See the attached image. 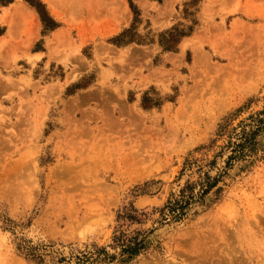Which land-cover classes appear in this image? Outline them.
<instances>
[{
	"label": "rangeland",
	"instance_id": "1",
	"mask_svg": "<svg viewBox=\"0 0 264 264\" xmlns=\"http://www.w3.org/2000/svg\"><path fill=\"white\" fill-rule=\"evenodd\" d=\"M39 1L0 0V264H264V0Z\"/></svg>",
	"mask_w": 264,
	"mask_h": 264
},
{
	"label": "bare ground",
	"instance_id": "2",
	"mask_svg": "<svg viewBox=\"0 0 264 264\" xmlns=\"http://www.w3.org/2000/svg\"><path fill=\"white\" fill-rule=\"evenodd\" d=\"M46 1H48V0H46ZM26 10H27V9H26ZM25 12H26V11H25ZM25 12H24V13H25ZM52 13H53L54 15H56V16L59 17V13H58L57 11L54 10ZM233 24H235V23L233 22ZM233 27H234V26H232V28H233ZM233 29H234V28H233ZM190 40H191V39H190ZM193 40H194V39H193ZM196 41H197V43L199 44V42H198L199 40H195V43H196ZM189 42H191V41H189ZM189 42H188V43H189ZM182 43H185V42H182ZM182 43H180V46H181ZM195 43H193V44H195ZM191 44H192V43H191ZM193 44H192V47L194 46ZM198 44H197V45H198ZM186 45H188V44H183V45H182V49H184ZM197 45H195V46H197ZM199 45H200V44H199ZM195 46H194V47H195ZM214 46H215V43H214ZM194 47H193V48H194ZM198 47H201V48H202L201 45L198 46ZM220 47H221V46H220ZM180 48H181V47H180ZM195 49H196V48H195ZM213 49H214V48H213ZM199 50H200V49H199ZM201 50H202V49H201ZM222 50H223V49H222ZM181 51H182V50H181ZM215 52H216V51H215ZM202 53H203V52H202ZM202 53H201V54H199L198 52L195 53V61L199 60V58H202V57H200V56L202 55ZM203 54H204V53H203ZM224 55H225V54H224ZM224 55H223V56H224ZM204 56H206V55L204 54ZM207 57H208V54H207L206 58H207ZM202 59L205 60V58H202ZM202 59H200V60H202ZM208 60H209V59H208ZM205 61L207 62V60H205ZM210 61H211V60H210ZM203 62H204V61H201V62H198V63H199V64L201 63V66H202V64L204 65ZM206 62H205V63H206ZM198 63H197V64L195 63V64L198 66ZM175 64H176V63H175ZM195 64H194V65H195ZM208 64H210V62H209ZM201 66H200V67H201ZM207 66H208V65H207ZM209 66H210V68H211V64H210ZM214 66L217 67V65H214ZM205 67H206V65H205ZM216 67H214V68H216ZM193 68H194V67H193ZM197 68H198V67H196V68H194V69H197ZM212 68H213V65H212ZM214 68H213V69H214ZM216 69H217V68H216ZM218 70H219V69H218ZM220 70H221V68H220ZM196 72H197V71H196ZM218 72H220V71H218ZM66 79H67V77H66ZM75 100H76V99H75ZM74 102H75V101H74ZM76 102H77V100H76ZM40 124H41V123H40ZM84 131H85V130H84ZM92 131H93V129H92ZM82 133H83V132H82ZM73 159H74V161H75V158H74V157H73ZM57 160H58V159H57ZM66 161H67V160H66ZM68 161H69V160H68ZM68 161H67V162H68ZM59 162H60V161H59ZM67 162H66V163H67ZM77 162H79V161H77ZM79 164H80V163H79ZM58 165H59V164H58ZM60 165H61V164H60ZM63 165H65V164L62 163V166H60V168H59L60 171H63V173H65V174H68V173H69V174L71 175V173L77 172V170H76L77 167H78V166H77V165H78L77 163L74 162V163L67 164L66 166H64V168H63ZM57 167H58V166H57ZM59 173H61V172H59ZM53 175H55V173H54ZM59 176H60V175H59ZM35 185H36V184H35ZM94 187H95V186H94ZM248 232H250V231H248ZM260 232H261V231H260ZM222 233L224 234V232H221V234H222ZM225 234H226V233H225ZM259 234H260V233H259ZM263 234H264V231H262L261 234H260V237H261L262 239H264V235H263ZM252 235H253V234H252ZM228 236H229V234H228ZM232 236H233V235H232ZM235 236H237V235L235 234ZM235 236L233 237V238H234L233 241H235ZM215 237L218 238V235L215 236ZM224 237H225V239H226L227 235H225ZM229 237H230V236H229ZM229 237H228L227 240H229ZM212 238H214V236H213ZM230 238H231V237H230ZM220 239H221V238H220ZM225 239H224V240H225ZM249 239H250V238H249ZM188 240H190V239H188ZM188 240H187V241H188ZM207 240H208V239H206V245H205V243H202V244H204V249H205V246L208 245L207 243L210 241V240H209V241H207ZM222 240H223V239H222ZM224 240H223V241H224ZM247 240H248V239H247ZM253 240H254V239H253ZM203 241H204V239H203ZM219 241H220V240H219ZM223 241H222V242H223ZM230 241H231V240H230ZM240 241H241V240H240ZM248 241H249V240H248ZM189 242L192 243L191 240H190ZM195 242H196V241H195ZM211 242H212V239H211ZM217 242H218V241H217ZM228 242H229V241H227V242L225 241V243H228ZM237 242H238V241H236L235 244H237ZM254 242H255V241H254ZM187 243H188V242H187ZM223 243H224V242H223ZM229 243L232 244V242H229ZM233 243H234V242H233ZM241 243H242V242H241ZM262 243H263V242H262ZM210 244H211V243H210ZM213 244H214V245L211 246V250H213V248H214L213 246H216V247L218 248V245H216V242H215V241H214ZM238 244H239V243H238ZM227 245H228V244H227ZM241 245H242V244H241ZM244 245H245V243H244ZM252 245H253V244H252ZM260 245H261V244H260ZM260 245H259V246H260ZM221 246H222V248H224L226 245H224V247H223V245H221ZM231 246H232V245H231ZM259 246H258V247H259ZM216 247H215V248H216ZM229 247H230V245H229ZM232 247H233V246H232ZM234 247H235V245H234ZM244 247H245V246H244ZM246 247H247V246H246ZM248 247H249V246H248ZM260 247H261V246H260ZM235 248H236V247H235ZM235 248H233V249L235 250ZM251 248H252V246H251ZM202 249H203V247H202ZM218 249H220V246H219ZM218 249H217V250H218ZM244 249H245V248H244ZM244 249H243V250H244ZM246 249H248V248H246ZM259 249H260V248H259ZM207 250H208V248H207ZM207 250H206V251H207ZM226 250H228V249H226ZM254 250H255V249H254ZM230 251L233 252L232 249H230ZM245 251H246V250H245ZM209 252H210V249H209ZM215 252H217V251L215 250ZM224 252H225V251H224ZM231 252H230V253H231ZM201 253H202V251H201ZM213 253H214V252H213ZM226 253H227V251H226ZM230 253H228V254H230ZM234 253H236V252L234 251ZM262 253H264V251H263ZM199 255H200V254H199ZM203 255H204V254H203ZM211 255H212V254H211ZM211 255H210V256H211ZM217 255H218V254H217ZM224 255H225V254H224ZM233 255H234V254H233ZM255 255H256V254H255ZM201 256H202V254H201ZM208 256H209V255H208ZM214 256H215V254H214ZM220 256H222V255H219V257H220ZM228 256H229V255H228ZM234 256H235V255H234ZM249 256H250V255H249ZM192 257H193V256H192ZM198 257H199V256H198ZM198 257H196V258H198ZM204 257H206V256H204ZM212 257H213V256H212ZM212 257H211V258H212ZM253 257H254V256H253ZM196 258H195V260H196ZM211 258H210V259H211ZM225 258H226V256H225ZM234 258H235V257H234ZM190 259H193V258H190ZM200 259H203V256H202V258L197 259L198 261H196L195 264H196L197 262H198V264H199ZM213 259H214V258H213ZM254 259H255V258H254ZM193 260H194V259H193ZM195 260H194V261H195ZM207 260H208V258H207ZM217 260H219V258H217ZM217 260H214V261H217ZM202 261H204V260H202ZM214 261H213V262H214ZM145 262H146V260H145ZM190 262H191V260H190ZM205 262H206V261H205ZM209 262H210V261H209ZM209 262H208V263H209ZM219 262H220V261H218L217 263H212V262H211V263H212V264H218ZM240 262L242 263V261H240ZM240 262H239V263H240ZM142 263H143V262H142ZM146 263L149 264L148 262H146ZM191 263H192V262H191ZM191 263H188V264H191ZM200 263H201V262H200ZM208 263H206V264H208ZM211 263H210V264H211ZM143 264H144V263H143ZM182 264H185V263H182ZM192 264H193V263H192ZM201 264H202V263H201ZM219 264H220V263H219ZM224 264H237V263H236V261H235L234 259H227V260H225V263H224Z\"/></svg>",
	"mask_w": 264,
	"mask_h": 264
},
{
	"label": "trees",
	"instance_id": "3",
	"mask_svg": "<svg viewBox=\"0 0 264 264\" xmlns=\"http://www.w3.org/2000/svg\"><path fill=\"white\" fill-rule=\"evenodd\" d=\"M26 1H28L32 6H34L38 10L39 14L42 15V11L40 8L43 7V5L40 3L39 0ZM119 245L120 247H122V251L128 253L129 256L136 255L141 249V247H139V245L136 243V239L130 240L128 238L121 237L119 238Z\"/></svg>",
	"mask_w": 264,
	"mask_h": 264
},
{
	"label": "crops",
	"instance_id": "4",
	"mask_svg": "<svg viewBox=\"0 0 264 264\" xmlns=\"http://www.w3.org/2000/svg\"><path fill=\"white\" fill-rule=\"evenodd\" d=\"M23 2V1H22ZM16 4V2H12V3H10V5H5L3 8L4 9H10L11 7H12V5H15ZM24 5V7L25 8H23L22 6V8H20V7H17V9L19 10L18 11V13H13V16H14V20H16V21H23V20H25L26 19V21H27V23L25 24V28L27 27V25H29V20L27 19L28 17H27V10L26 9H29V11L32 9L30 6H28V5H26L25 3L23 4ZM29 7V8H28ZM26 11V12H25ZM32 11V10H31ZM25 12V13H24ZM36 12V11H35ZM1 14H3V12L1 13ZM0 14V15H1ZM54 16H56V15H54ZM56 18L57 19H60V16L58 17V16H56ZM18 25H21V24H19V23H17V26ZM13 33L16 35V36H19V34L21 33V29L18 27V28H15L14 30H13Z\"/></svg>",
	"mask_w": 264,
	"mask_h": 264
}]
</instances>
